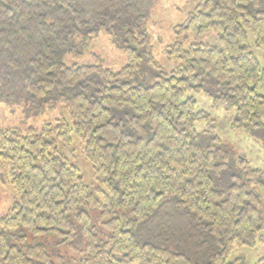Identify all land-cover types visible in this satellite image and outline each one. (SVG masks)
Masks as SVG:
<instances>
[{
  "label": "trees",
  "instance_id": "obj_1",
  "mask_svg": "<svg viewBox=\"0 0 264 264\" xmlns=\"http://www.w3.org/2000/svg\"><path fill=\"white\" fill-rule=\"evenodd\" d=\"M152 1L0 0V102L66 111L0 128L14 190L0 264H244L235 247L264 243V171L223 144L195 97L262 124L264 0H198L174 26L188 46L166 47L171 70L150 51ZM98 32L125 55L119 69L79 61ZM209 33L216 44L198 41ZM73 135L96 192L62 150Z\"/></svg>",
  "mask_w": 264,
  "mask_h": 264
},
{
  "label": "rangeland",
  "instance_id": "obj_2",
  "mask_svg": "<svg viewBox=\"0 0 264 264\" xmlns=\"http://www.w3.org/2000/svg\"><path fill=\"white\" fill-rule=\"evenodd\" d=\"M198 0H153L146 20V30L149 35L150 51L159 64L167 70L179 65V60L168 57L165 50L175 41H182L185 47L188 42L179 40L174 33V26L184 21L187 14L193 10ZM198 41L216 44L214 33L201 37ZM255 56L261 60L263 50L253 48ZM99 58L104 66L113 70L119 69L125 63V55L116 49L110 39L102 32L86 39L83 46V57L80 62L89 63L93 57ZM197 109L205 110L210 118L215 120L214 131L223 144L230 148L237 156L243 155L254 168L264 171V106L260 109L261 125L246 126L234 123V112H227L222 107H213L211 98L206 92L195 94ZM66 115L62 105L46 108L37 114H26L20 106L8 107L0 102V128L12 126L35 125L40 126L44 121H54L57 117ZM205 124L197 125L202 128ZM72 144L63 148L72 162L81 172L84 184L94 192L99 186L94 179L91 163L83 154L80 140L73 135ZM14 190L9 184L7 170L0 166V217L8 210ZM264 257V243L259 242L255 247L237 246L230 256V260L239 258L244 264H255Z\"/></svg>",
  "mask_w": 264,
  "mask_h": 264
}]
</instances>
